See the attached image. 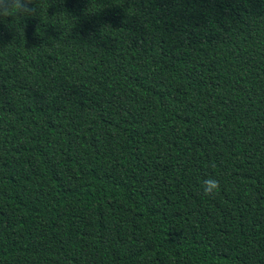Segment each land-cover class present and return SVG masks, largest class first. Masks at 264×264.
<instances>
[{
	"label": "trees",
	"instance_id": "16d2710c",
	"mask_svg": "<svg viewBox=\"0 0 264 264\" xmlns=\"http://www.w3.org/2000/svg\"><path fill=\"white\" fill-rule=\"evenodd\" d=\"M31 6L0 21V264H264V0Z\"/></svg>",
	"mask_w": 264,
	"mask_h": 264
},
{
	"label": "clouds",
	"instance_id": "9594fccd",
	"mask_svg": "<svg viewBox=\"0 0 264 264\" xmlns=\"http://www.w3.org/2000/svg\"><path fill=\"white\" fill-rule=\"evenodd\" d=\"M32 0H7V6L0 3V21L4 17H10L16 13L32 16L35 13V8L31 6ZM203 192L207 196L215 195L220 189V183L217 179L209 176L202 181Z\"/></svg>",
	"mask_w": 264,
	"mask_h": 264
}]
</instances>
